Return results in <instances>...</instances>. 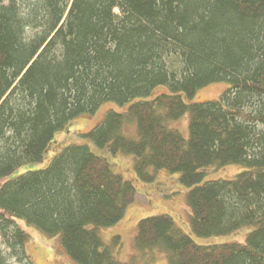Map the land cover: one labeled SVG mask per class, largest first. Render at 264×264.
<instances>
[{"label": "trees", "instance_id": "1", "mask_svg": "<svg viewBox=\"0 0 264 264\" xmlns=\"http://www.w3.org/2000/svg\"><path fill=\"white\" fill-rule=\"evenodd\" d=\"M218 81L228 86L217 98L184 99ZM106 101L129 104L85 135L132 154L143 181L179 173L196 235L253 226L243 243L201 245L152 215L138 220L136 248L158 247L169 264H264V0H0V264H33L17 219L58 236L75 264H134L117 259L119 236L106 244L99 233L136 195L106 157L68 144L12 177ZM185 113L187 139L169 126ZM128 122L137 138L123 133ZM228 164L245 169L205 180Z\"/></svg>", "mask_w": 264, "mask_h": 264}, {"label": "rangeland", "instance_id": "2", "mask_svg": "<svg viewBox=\"0 0 264 264\" xmlns=\"http://www.w3.org/2000/svg\"><path fill=\"white\" fill-rule=\"evenodd\" d=\"M228 86L226 81L209 83L197 90L192 99L187 102H200L215 99ZM166 87L159 85L153 89L148 98L164 92ZM202 92L203 95L201 94ZM129 103L118 104L114 101L103 102L93 113H84L70 119L64 128L56 131L53 138L48 142L42 160L31 162L19 167L12 175L16 176L26 170H34L46 167L51 158L68 144H86L90 151L96 155L107 158L114 173L120 174L124 179L130 180L136 189L134 200L127 205L125 213L115 224L100 228L99 233L104 243L109 244L113 236H119L121 247L116 253L121 263L133 262L134 264H169L165 252L154 247L147 250H138L135 246V235L138 220L147 216L168 214L175 225L185 234L190 236L194 242L201 245L245 242L246 235L253 229L252 225H243L240 228L220 235L198 236L190 225V207L187 201V190L179 180V173H169L158 170L152 181L138 180L134 176L133 155L124 152H109L106 155L105 147L96 146L94 150L90 143L92 140L85 135L92 127L96 126L104 118L108 110L124 111ZM169 126L176 128L184 138H188V113L180 118L170 121ZM126 136L137 138V126L135 122H128L123 127ZM94 144V143H93ZM240 164H228L219 168H208L205 180L217 178H231L235 173L244 170ZM132 179V180H131ZM18 226L28 233L25 251L33 264H70L67 254L60 248L58 236H46L36 227L27 224L22 219H17ZM1 243V241H0ZM71 261V260H70ZM10 264H15V259L9 258Z\"/></svg>", "mask_w": 264, "mask_h": 264}, {"label": "crops", "instance_id": "3", "mask_svg": "<svg viewBox=\"0 0 264 264\" xmlns=\"http://www.w3.org/2000/svg\"><path fill=\"white\" fill-rule=\"evenodd\" d=\"M90 143V145H91V147L94 149V150H98V149H96V146L93 144V143H91V142H89ZM104 153H106V155H109L110 157L112 156L110 153H109V151H107V150H104L103 151ZM134 176L136 177V179L138 180V177H137V175H136V173H134ZM132 180V179H131ZM130 205V204H129ZM127 208V207H126ZM136 230H137V227H136ZM160 250V249H159ZM164 252V251H163ZM68 257V256H67ZM67 260H68V262L70 263V264H75L74 262H72V261H70V259H68L67 258Z\"/></svg>", "mask_w": 264, "mask_h": 264}, {"label": "bare ground", "instance_id": "4", "mask_svg": "<svg viewBox=\"0 0 264 264\" xmlns=\"http://www.w3.org/2000/svg\"><path fill=\"white\" fill-rule=\"evenodd\" d=\"M204 92H202L201 94L203 95Z\"/></svg>", "mask_w": 264, "mask_h": 264}]
</instances>
